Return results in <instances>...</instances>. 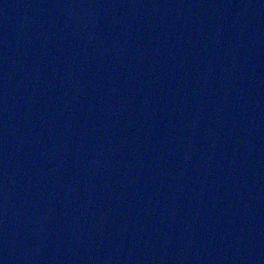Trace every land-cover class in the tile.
<instances>
[{
  "label": "water",
  "instance_id": "1",
  "mask_svg": "<svg viewBox=\"0 0 264 264\" xmlns=\"http://www.w3.org/2000/svg\"><path fill=\"white\" fill-rule=\"evenodd\" d=\"M0 264H264V0H0Z\"/></svg>",
  "mask_w": 264,
  "mask_h": 264
}]
</instances>
